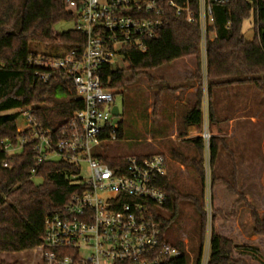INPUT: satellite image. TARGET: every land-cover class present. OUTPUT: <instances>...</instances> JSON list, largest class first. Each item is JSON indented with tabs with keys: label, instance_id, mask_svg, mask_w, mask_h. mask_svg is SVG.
I'll list each match as a JSON object with an SVG mask.
<instances>
[{
	"label": "trees",
	"instance_id": "1",
	"mask_svg": "<svg viewBox=\"0 0 264 264\" xmlns=\"http://www.w3.org/2000/svg\"><path fill=\"white\" fill-rule=\"evenodd\" d=\"M251 3L235 0L228 5L214 7L215 22L212 30L217 36L207 43L206 74L209 97V120H212L211 96L218 87L232 84H254L264 95V49L256 40L247 41L242 31L243 21L250 16ZM74 10L67 0H0V264H15L4 261V253H18L34 249L43 243L45 219L50 211L65 205L78 189L71 183L77 174L75 168L65 161H37L31 144H25L17 154H7L4 142L17 143V110L28 109L35 119L45 126L62 127L74 113L83 107L82 101L69 80L57 78L48 83L34 80L35 68L29 57L40 49H52L48 56L60 57L73 51L81 55L85 37L75 28L57 32L55 27L62 21L74 20ZM231 22L228 26L227 23ZM63 49L62 52L60 50ZM127 69L105 65L101 69L103 86L116 92L123 89L136 75H146L150 69L187 56L201 58L200 30L197 21L190 23L183 17H173L169 25L148 42L145 52L134 48L123 51ZM126 72H131L127 77ZM202 73V72H201ZM197 74H200L198 69ZM153 82L154 78L148 76ZM160 80V79H159ZM199 103L187 114L186 124L202 129L203 90L199 89ZM15 111L14 113H10ZM117 137L122 138L120 122ZM197 148L194 156L178 157L184 165L192 168L200 192L181 191L167 174L159 182L167 199L163 205L153 207V214L160 224L163 237L179 247L183 254L179 261L169 264H189V254L180 236L169 240L168 227L175 221L180 204L191 202L196 210L195 223L188 230V240L196 241L195 264H200L207 234V208L205 201L204 141L202 137L192 140ZM219 138L210 141V162L218 153ZM103 159L111 166L125 163L126 157L115 156ZM4 162L8 164L3 167ZM36 170L33 172V170ZM232 183L224 178L211 176V194L221 182L237 195L229 212L211 209L210 254L208 264H248L240 256L259 257V248L252 244L235 241L216 229V217L234 218L237 208L247 201L236 184V168ZM39 179L40 182H35ZM251 234L264 238V215L251 212ZM241 236V234H240ZM242 238V236H241ZM239 241V240H238Z\"/></svg>",
	"mask_w": 264,
	"mask_h": 264
},
{
	"label": "built area",
	"instance_id": "2",
	"mask_svg": "<svg viewBox=\"0 0 264 264\" xmlns=\"http://www.w3.org/2000/svg\"><path fill=\"white\" fill-rule=\"evenodd\" d=\"M234 1L67 0L74 10V28L85 37L81 55L73 51L60 57L39 53L28 61L35 68L34 80L38 82L69 80L83 107L62 127L45 126L30 110H19L18 119L22 122L17 127V143H3V150L10 155L31 144L39 163L62 160L77 171L71 183L78 189L65 205L46 216L43 243L35 248L38 264H169L180 260L182 250L163 237L152 212L154 206L163 205L167 199L159 186L167 175L166 157L130 155L125 163L111 166L96 150L118 138L112 113L115 96L103 86L101 69L105 65L118 67L127 48L145 52L149 40L164 30L173 17H183L190 23L197 21L201 57L206 60L207 43L217 36L212 30L214 7ZM248 1L255 35L264 49V0ZM208 107V92L204 89L201 137L206 178L210 175L213 138ZM7 166L4 162L3 167ZM83 171L87 172L85 176ZM207 218L200 264L209 261L208 208ZM189 264H195L192 255Z\"/></svg>",
	"mask_w": 264,
	"mask_h": 264
},
{
	"label": "rangeland",
	"instance_id": "3",
	"mask_svg": "<svg viewBox=\"0 0 264 264\" xmlns=\"http://www.w3.org/2000/svg\"><path fill=\"white\" fill-rule=\"evenodd\" d=\"M74 25V20L62 21L56 25L55 30L57 32L67 31L69 29H73ZM242 31L247 41H258V38L255 35L253 15H250L243 21ZM39 51L42 53H51L53 50L40 49ZM62 51L63 49L60 50V52ZM191 57L194 63L197 62V71L198 69L200 70V74L196 75L201 84L200 88L203 86V89L206 91L208 82L205 71L206 60L203 56L200 59L195 56ZM169 65L170 62L159 68L148 70L146 75H136L135 78L123 89L115 93L114 104L119 106L120 115L114 116L113 120L117 123L122 122L125 135L122 138L117 139L113 144L96 149L98 153L102 154V157L111 158L119 154L128 155L150 151L158 152L163 148L162 144H164V142L168 145L174 143V140L171 138L164 141L157 139V133L155 130L158 125L156 119L158 118L161 93H163L165 91L164 89L167 87L174 90L184 85V82L173 83L170 79L166 81L164 78H157L159 75L164 74V72L171 70V66ZM118 67L127 69L128 63L124 59H121L119 60ZM126 76L130 77L131 72H126ZM148 76H152L154 81H149ZM216 90L215 101H218L219 104L223 102L225 105L227 104V94L229 93L231 95L233 91H235L234 88H217ZM238 90L240 91L239 93H234L236 94V98L244 100V150L239 161L241 162L243 168V171L240 173L242 184L241 190L244 191L243 193L247 201L244 202V207L241 209L240 218L237 219V213L234 217L236 223L239 220L240 228H238V226L230 220L232 218L224 219L223 217L218 216L215 221L216 229H218L219 232L234 238L237 242L239 240L237 234L239 231L242 236L241 243L255 245L259 248L260 252L259 257L256 258H252L251 256H240L239 254H235V257H242L248 264H264V238L251 234V212L255 210L259 215H264V116L262 115L260 118L257 116V113H264V95L255 87L254 84H244L238 87ZM150 103L154 106V109H152L149 113L147 107ZM236 103L237 101L234 103L232 109L235 108ZM17 111L19 112V110ZM14 112L15 111H12L10 113ZM252 116L256 119L258 118L257 123H250L249 117ZM150 120L154 121V123L151 124ZM21 122V119H18L17 125L19 126ZM200 130L201 128H198V131ZM151 133H153V135H151ZM173 133L174 131L171 129L168 135H172ZM220 146L221 144H219V147ZM230 158V155L223 156L220 154L213 164L210 162V175L208 174L207 178L205 177V201L207 202L209 212L212 208L221 210L217 206H220V200V204H218L216 199V186L218 187L217 184L221 182L214 186L212 196L209 182L211 180V176H216L219 179L224 178L232 183V174L234 168H236L235 181L237 187L239 185V172L237 170V166L236 164L233 166L231 164V160L234 162L237 156H232L233 159ZM86 174V171L82 172V175L85 176ZM181 179L182 181L178 180L175 182L176 186L181 191L194 194H198L200 192L199 183L193 173H190L189 177L185 176ZM35 182L38 183L40 180L35 179ZM235 196L237 197L236 194ZM178 210L179 211L175 221H173V223L168 227L166 237L169 238V240H173V238L180 236L184 244L187 245L186 249L189 251V255H192L196 259L197 243H195L196 241L189 242L188 240V230L195 223L196 210L191 202L188 201H183ZM209 230L210 222L208 231ZM32 257V252H25L19 256L15 253H4L1 255V258L4 259V261L15 264H25L28 260L30 261ZM28 264L30 263L28 262Z\"/></svg>",
	"mask_w": 264,
	"mask_h": 264
},
{
	"label": "crops",
	"instance_id": "4",
	"mask_svg": "<svg viewBox=\"0 0 264 264\" xmlns=\"http://www.w3.org/2000/svg\"><path fill=\"white\" fill-rule=\"evenodd\" d=\"M169 66H171V70L164 72V74L159 75L157 78H164V80L166 81L170 79L173 83L184 82V85L174 90H172L170 87H167L166 89H164L165 91L161 93L158 118L156 119L158 125L157 129L155 130L157 133V139H159L160 141H164L168 138H171L172 140H174V143L168 145L164 142V144H162L163 148L158 152L150 151L128 155L119 154L115 156L127 157L130 155L145 156L152 154H163L166 157L167 174L174 182H176L178 180L182 181L181 178H184L185 176L189 177L190 173H192V168H189L188 166L180 162L178 157H181V155L189 157L194 156L197 152V148L192 140L201 136V130L198 131V128L195 125L186 124V117L188 112L199 103V89L201 84L198 77L196 76L197 62L194 63L191 56L175 59L170 62ZM242 85L244 84H232L228 86L218 87L219 89L234 88L235 90L231 95L229 93L227 94L226 105L223 104V102L219 104L218 101H215V92L217 91V88L213 90L211 96L213 117L211 121L209 120V122H211L210 132L212 133L213 137L219 138L221 141V146L218 148V153L215 161L220 154H222L223 156L230 155V159H233L232 156H237L234 162L231 160V164L232 166L234 164H236L237 166V170L239 172L238 189L241 192H244L241 190L242 184L240 176L243 168L241 162L239 161L240 156L242 155V152L244 150V100L237 99L236 94H234L240 92L238 90V87ZM202 90L204 91L203 86ZM236 101L237 103L235 105V108L232 109ZM152 109H154V106L150 103L147 107V110L150 113ZM262 115L264 116V113H257L258 118H260ZM258 118L256 119L253 116L249 117L250 123H257ZM150 122L151 124L154 123V121L152 120H150ZM115 123L118 125V128H120V122ZM171 129L172 131H174V133L172 135H168ZM124 135L125 131L123 129V136ZM151 135H153V133H151ZM217 185L218 187L216 186V199L218 204H222H220V206H217L226 213L232 207L237 197L234 193L230 192L223 183H219ZM243 207L244 204L238 207L237 219L240 218L241 209ZM230 220H232L238 226V228H240L239 220L237 223L234 218ZM237 234L239 239L238 242L240 243L242 241V238L240 237L239 231ZM25 252H32L33 255L31 260H28L25 264H28V262L30 264L39 263V256L35 253V248L15 254L19 256Z\"/></svg>",
	"mask_w": 264,
	"mask_h": 264
},
{
	"label": "water",
	"instance_id": "5",
	"mask_svg": "<svg viewBox=\"0 0 264 264\" xmlns=\"http://www.w3.org/2000/svg\"><path fill=\"white\" fill-rule=\"evenodd\" d=\"M112 113H113L114 116H119V115H120L118 105H114V106H113V108H112Z\"/></svg>",
	"mask_w": 264,
	"mask_h": 264
}]
</instances>
